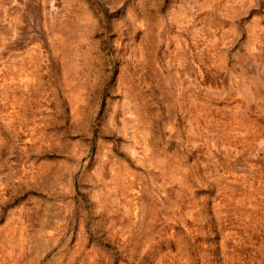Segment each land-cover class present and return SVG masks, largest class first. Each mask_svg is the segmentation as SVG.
<instances>
[{
    "label": "rangeland",
    "instance_id": "obj_1",
    "mask_svg": "<svg viewBox=\"0 0 264 264\" xmlns=\"http://www.w3.org/2000/svg\"><path fill=\"white\" fill-rule=\"evenodd\" d=\"M0 264H264V0H0Z\"/></svg>",
    "mask_w": 264,
    "mask_h": 264
}]
</instances>
